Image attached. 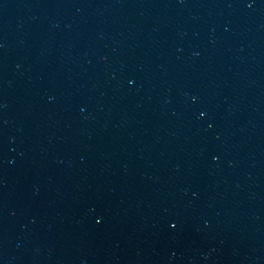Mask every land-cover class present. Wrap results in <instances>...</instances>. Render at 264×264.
Wrapping results in <instances>:
<instances>
[{"label":"water","instance_id":"95a60500","mask_svg":"<svg viewBox=\"0 0 264 264\" xmlns=\"http://www.w3.org/2000/svg\"><path fill=\"white\" fill-rule=\"evenodd\" d=\"M0 264H264V0H0Z\"/></svg>","mask_w":264,"mask_h":264}]
</instances>
